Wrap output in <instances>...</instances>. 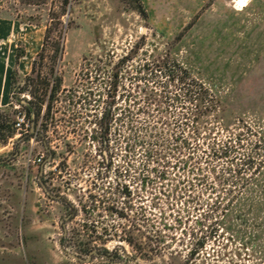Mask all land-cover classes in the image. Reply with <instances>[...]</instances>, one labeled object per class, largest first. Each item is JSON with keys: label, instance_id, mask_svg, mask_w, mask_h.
Wrapping results in <instances>:
<instances>
[{"label": "rangeland", "instance_id": "rangeland-1", "mask_svg": "<svg viewBox=\"0 0 264 264\" xmlns=\"http://www.w3.org/2000/svg\"><path fill=\"white\" fill-rule=\"evenodd\" d=\"M67 1L0 0V17L18 23L12 32L0 33V57L8 63L13 54L16 65L17 83L8 97L13 118L25 113L18 101L33 98L19 91L26 76L33 78V100L41 105L36 123L25 115V130L14 128L12 137L0 140V264H192L187 259L196 237L210 231L209 226L199 230L197 221L204 215L210 216L206 225L217 220L219 228L215 235L210 232L194 264H264V212L251 214L264 205V164L259 173L255 166L262 157L253 148L264 135V46L251 45L244 33L236 35L230 24L218 21L216 0H140L144 13L136 0ZM228 4L243 10L232 0ZM245 18L249 25L252 17ZM58 43L62 53L55 56ZM128 54L131 58L117 68L107 168L100 142L91 138L93 122L111 101L115 65ZM172 62L189 71V89L208 90L211 112L198 123L194 103L183 95L184 84L170 83L164 104L162 96L148 104L138 91L150 86L164 92L163 66ZM150 70L148 83L134 79L148 78ZM54 77L61 87L49 103L45 91ZM32 131L37 136L29 135ZM181 135L187 140L183 148L175 141ZM223 142L232 147L228 156H212L211 148ZM176 146L175 157L167 156L176 166L168 167L165 181L147 171L156 163L145 150L157 147L165 154ZM259 151L264 155V147ZM246 154L253 155V166L231 175L228 168L241 167ZM40 156L42 162H35ZM142 174L153 180L139 188ZM124 183L131 191L127 220L102 208L110 202L107 197L123 207ZM91 195L98 198L95 206ZM67 203L79 211L72 214ZM81 203L89 204L87 214ZM143 212L160 230L163 222L175 226L162 231L157 253L137 232V224L148 231ZM105 228L103 241L98 236ZM129 234L140 236V250L120 238ZM83 242L98 252L89 261L68 254L87 258Z\"/></svg>", "mask_w": 264, "mask_h": 264}, {"label": "trees", "instance_id": "trees-1", "mask_svg": "<svg viewBox=\"0 0 264 264\" xmlns=\"http://www.w3.org/2000/svg\"><path fill=\"white\" fill-rule=\"evenodd\" d=\"M138 2V10L140 11V13H144V8L143 6L141 5L140 3V0H136ZM63 3L67 5L68 1L67 0H63ZM48 34H49V31L46 30V33H45V39L48 37ZM135 47L138 48L140 47V44L136 43L135 44ZM53 53L55 56H59L61 55L62 53V47L60 46V44L58 43L54 50H53ZM132 55L128 54L127 56L123 57L116 65H115V72H113L112 74V78H111V83H110V87H109V91H108V94H109V97H110V100L108 102V105L105 109V111L103 112L102 116L97 120L95 119L94 122H93V132L91 133V138L92 140L94 141H97V142H100L101 144V149H100V153L104 159V163L105 165L107 166V168H110L111 166V156L109 155V148H108V144H109V132H110V120H111V117H112V111L110 110L113 106V98L116 94V89H117V82H118V69L121 64H124L126 61H128L130 58H131ZM165 69L162 70L163 71V75L166 77V81L163 82V85L161 86L162 87V90H164V92H160L159 94H157V91H155L153 88H151L150 86L147 87V86H144L143 88H139L138 91L140 93L143 94V98L145 100L148 101V104H150V102L152 100L155 101V98L160 97L161 96L163 98H165L164 101L160 100L161 103L164 104V102L166 101L167 99V95H166V88L170 85V83L172 82H176L177 84H184L183 86V95L185 96L186 100L188 99V101L190 103H194V106H195V109H194V112H195V115L193 117V120L195 121V123H198L199 121V117L201 116H205V115H208L210 114L211 112V107L212 106H209V104L207 105L206 103L208 102L207 101V97L209 96V93H208V90L206 89H203L201 87H199L198 89L195 88H188L187 86V83H185L186 81H189V78L191 77L190 76V73L187 69L185 68H182V66H180L179 64H177L176 62H172V65L169 66L167 68V66H163ZM144 68L146 70H149L150 67H149V64H144ZM16 70H13L12 73H11V89H14L15 88V84L17 83V75H16ZM147 77L146 76H136V78L134 77V79H137V80H144L145 82L148 83V80L152 79V73H151V70L146 73ZM154 77V76H153ZM34 80L33 78H31L30 76H26L23 80V86L21 88H19V91L20 92H23V91H28L29 94L32 95V99L30 100H22L20 99L18 102L20 104V106L24 109V112L25 114L28 116V120L31 122V123H36L37 120H38V117H39V113H40V110H41V105L40 104H36L35 100H33L36 96V91H35V88L34 90L31 88V84H34L32 83ZM190 82L194 83L192 80H190ZM61 87V79L60 78H57V77H54V83L53 85L51 86V88L48 90L45 91L46 94H48V100H49V103L54 99L57 91L60 89ZM13 92V91H12ZM129 93V92H128ZM130 95L132 98L136 99V94H128ZM219 97V96H218ZM216 96V98H218ZM212 99H214L213 97L211 99H209V102L212 104ZM49 105V104H48ZM203 106V107H202ZM7 108L5 110H2L0 109V140L1 141H6L9 137H12L13 135V132H14V126H13V121H14V118H13V114L16 112L15 110H11V107H12V103L8 104L6 106ZM108 107H109V110H108ZM161 111H163V107L162 106H158ZM198 107V108H197ZM138 110H140V108H138ZM129 111V109H128ZM213 111V109H212ZM192 132L194 133V128H192ZM37 132H30L29 135H36L37 136ZM197 134V133H196ZM139 138H137V141L139 143ZM136 140V139H135ZM175 141H179L180 144H182V148L183 146H185V143L187 145V140L186 138H183V136H175ZM230 144H228V142H223L222 144H215V147L213 146L211 148L212 150V156H216L217 158H222V157H227L230 150H232V147L229 146ZM264 147V135H261L259 140L257 141L256 144H254L253 148H255V153L257 156H260L262 157L260 160H259V163H258V166H255V168L258 170V172L260 173V166L261 164H264V155H262L261 151L257 152L256 153V149H262ZM178 150L177 149V146L176 148H173L172 149H168L167 151H165L163 154L160 149H158L157 147L155 148H148L147 150H145V155H147L148 157H150L152 160L155 161V165L151 166L150 168H146L147 171L149 169V172H151L152 174H155V176H157V179L159 180H162V181H165L169 175H168V167L170 165H172V167H175L176 166V162L172 163L170 158H168L167 156L169 157H175V154H174V150ZM173 151V152H172ZM106 152V154H105ZM192 155H188V159H191ZM254 157L253 155H250V154H246L244 157H243V164L241 167H238V165H236V168H231L229 167L228 168V172L231 173V175H234V176H237V175H241L243 172L249 170L250 167L253 166L254 164ZM172 163V164H171ZM183 166L180 167L184 170V165L187 163V160H185L183 162ZM244 166V167H243ZM233 167V166H232ZM244 170V171H242ZM212 171L214 173H216L215 169H212ZM216 176V179L223 183L225 182L226 178H224L222 180L221 178V175H218V174H215ZM150 176H147L142 174V176L139 178V182H140V186L139 188H142L146 185H148L153 179L149 178ZM262 177H264V171H262ZM245 181H247V178H245ZM244 187H249L247 186V184L244 185ZM261 188H264V186H260ZM120 192L122 194V198L124 200L123 202V207L122 208H117L115 206V203H114V200H112L113 198L111 197H107L106 199L108 201H110L108 204L103 205L102 204V208L104 210H107L111 213H114L116 214L119 218L121 219H124V220H127L130 218V212H128L129 210V207L131 205V202H130V195H131V191L129 190L128 188V185L126 183L122 184L121 185V188H120ZM135 193H139V191L137 190ZM90 204L93 206H95V202L97 201V196L95 195H91L90 196ZM100 202L103 203V200H100ZM70 207H71V210H72V214L75 215L76 212H78L79 210L74 208V206L70 203H67ZM99 204V202H98ZM87 206H89V204H85V203H81V211L85 214L88 213L89 211V208H86ZM151 206L154 208L156 207V203L155 202H152ZM140 211H142V208L140 207L139 208ZM131 211V210H130ZM264 212V205H260V206H257L255 207L254 209H251V214L253 216H258L260 214H262ZM138 213V212H137ZM226 212L224 211V215H227L225 214ZM140 213H138L139 215ZM160 215H161V220H165L166 219V212H160ZM210 217L209 215H204V220H198L197 223H198V226L200 227L199 230H203L205 227L207 229V227L209 226L210 227V231H209V234L206 235V234H201L200 236L196 237V240L194 242V244L192 245L191 249L189 250V256H188V259L187 261L191 262L192 264H194V261H195V254H198L199 251L205 246L206 244V241L209 237H211V233L210 232H213V235H215L217 233V230H218V226H219V223L217 222V220H215L214 222H209V224L206 225V219ZM138 219V218H137ZM145 220V221H144ZM176 220V223L177 225H180L182 220H181V217L177 216V218H175ZM142 222H145L146 225H147V228H148V231L146 232H141L140 230V227L141 225L140 224H137L139 225L138 228H137V232L144 236L145 238L148 239V246H150V249L151 251L153 252H156L158 251L159 249V246L160 244L164 243L163 240L160 238V237H163L164 234H162V231H165V230H171L173 227L172 224H168L166 222H163L162 224V230H160L153 222V220L147 216H145L144 212L142 214ZM86 225V224H85ZM94 228V226L92 227ZM230 228V227H228ZM152 232V233H151ZM202 233V232H201ZM106 234H107V229H103V231L100 233V235L98 236L99 239H102L103 241H106L105 239L106 238ZM193 235H196L194 233H192ZM254 236H259V234L256 232V234ZM152 237H154V242L155 244H152L153 240H152ZM123 241L127 242L128 244H130L131 246H133L134 248L136 247L138 250L141 249V242L139 241L140 240V236L139 235H125L124 237H120ZM248 243H251V241H248V242H244V245H247ZM84 245V249H88L87 248V243L86 242H83ZM152 245V246H151ZM170 245V244H168ZM90 251L92 250H89L87 253H89ZM132 260H135L134 257H131Z\"/></svg>", "mask_w": 264, "mask_h": 264}, {"label": "crops", "instance_id": "crops-1", "mask_svg": "<svg viewBox=\"0 0 264 264\" xmlns=\"http://www.w3.org/2000/svg\"><path fill=\"white\" fill-rule=\"evenodd\" d=\"M214 5L216 11H219L218 21L230 24L235 29L236 35L239 32L244 33L246 41L251 45L264 46V0H250L241 11L233 10L228 4V0H216ZM246 14L252 17L249 25L245 24ZM16 24L18 23L14 18L0 17V33L12 32L17 28ZM12 55L8 63L0 57V107L8 104L11 91V73L16 66Z\"/></svg>", "mask_w": 264, "mask_h": 264}, {"label": "built area", "instance_id": "built-area-1", "mask_svg": "<svg viewBox=\"0 0 264 264\" xmlns=\"http://www.w3.org/2000/svg\"><path fill=\"white\" fill-rule=\"evenodd\" d=\"M232 3H233V6H234L236 9L241 10V9L244 8L242 5H238V4L236 3L235 0H232ZM25 115H26L25 113H23V114H18V115L14 118L13 126H14V128H15L16 130H23V129L25 130V127L27 126V123H26V121H25ZM35 162H37V163L42 162V156L38 157V158L36 159Z\"/></svg>", "mask_w": 264, "mask_h": 264}, {"label": "water", "instance_id": "water-1", "mask_svg": "<svg viewBox=\"0 0 264 264\" xmlns=\"http://www.w3.org/2000/svg\"><path fill=\"white\" fill-rule=\"evenodd\" d=\"M108 110H109V107H108ZM70 256L80 260V261H89L91 258H92V255L93 254H98V252L96 250H92L88 253V256L87 258H82L81 256L79 255H76V254H72V253H68ZM135 261V260H134ZM136 262V261H135ZM136 264H139V263H136Z\"/></svg>", "mask_w": 264, "mask_h": 264}, {"label": "bare ground", "instance_id": "bare-ground-1", "mask_svg": "<svg viewBox=\"0 0 264 264\" xmlns=\"http://www.w3.org/2000/svg\"><path fill=\"white\" fill-rule=\"evenodd\" d=\"M236 3L238 4V5H242V6H245L246 5V0H236Z\"/></svg>", "mask_w": 264, "mask_h": 264}]
</instances>
